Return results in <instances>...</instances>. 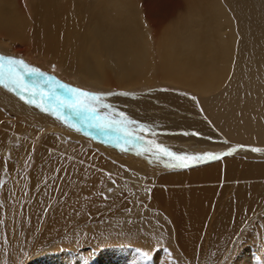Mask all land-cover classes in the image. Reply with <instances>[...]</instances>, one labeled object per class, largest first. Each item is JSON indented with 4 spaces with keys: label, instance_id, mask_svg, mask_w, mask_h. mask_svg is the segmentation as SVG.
<instances>
[{
    "label": "bare ground",
    "instance_id": "bare-ground-1",
    "mask_svg": "<svg viewBox=\"0 0 264 264\" xmlns=\"http://www.w3.org/2000/svg\"><path fill=\"white\" fill-rule=\"evenodd\" d=\"M23 52L42 71L54 65L68 85L117 93L103 98L111 107L101 123L137 124L89 128L0 86V154L16 141L24 143L18 156L38 150L20 264H154L160 257L144 253L169 238L193 264H264L256 226H264V0H0V53ZM125 133L142 138L125 144ZM149 141L220 158L166 166L173 161L153 155L154 145L145 151ZM125 194L136 204L118 211L117 232L92 238V250L80 247L79 225ZM10 202L0 199V264ZM74 230L75 243L62 237ZM238 233L245 243L234 253Z\"/></svg>",
    "mask_w": 264,
    "mask_h": 264
},
{
    "label": "rangeland",
    "instance_id": "rangeland-1",
    "mask_svg": "<svg viewBox=\"0 0 264 264\" xmlns=\"http://www.w3.org/2000/svg\"><path fill=\"white\" fill-rule=\"evenodd\" d=\"M20 57L25 60L26 62L28 61V57L26 53H20ZM42 64V63H41ZM53 66V67H52ZM48 66L47 70L43 69L44 72H47L48 74L54 76L56 79H59L61 82L64 83H70V79L66 76H59L58 77V72L56 68L54 69V65ZM44 67H46L44 65ZM50 69V70H49ZM54 74H53V73ZM24 143L21 141H16L13 143L12 148L7 149V153L5 156L2 157L0 154V173L5 172L4 174V179L3 182L0 183V189H5L4 193H7V199L11 200V207H9L8 215L7 217L5 215L2 216L1 223H2V236L3 240L5 242V253L3 254L4 256H7V261L5 264H20V260L25 259L27 254H23L22 249H20L19 244H20V239L23 238L24 231L25 229V224L22 225V221L28 220V216H24L23 213L27 206V204L30 201V172L32 171V167L35 165V159H36V152L38 153V150L35 149L33 152H29L25 156H18L17 151L23 148ZM37 145V143L35 144ZM16 150V153H13L12 151ZM16 154V155H15ZM35 154V155H34ZM27 157V158H26ZM3 159V160H2ZM24 160V161H22ZM13 167H12V166ZM14 168L15 169V174L16 176H19L21 179L20 183H17V181L11 180L10 176L7 173L6 168ZM7 173V174H6ZM4 187V188H3ZM110 188L109 194H112L113 190ZM21 191V192H20ZM23 195V197H22ZM125 194V197H123V200L120 202H117L114 206L108 207V208H103L99 212V216L96 217L97 221H90L88 223H85V225H79V239L78 243L80 247L85 248L86 251L94 249V245L96 244H91V239L96 237L97 235H105L107 234L106 231L109 230V232H117V230H114L115 228V223L117 222V215L118 211H124L127 209V211H131L134 209L136 201L133 200L134 198L130 196L128 198V195ZM1 197V196H0ZM3 202L8 201L4 194L0 198ZM157 199V198H156ZM20 202V203H19ZM124 204V205H123ZM1 209L3 210V204L1 203L0 205ZM123 209V210H122ZM106 210V211H105ZM139 221L140 214H136ZM136 218V217H135ZM95 219V218H94ZM143 221V219H140ZM258 220V214L257 215H250L247 218V221L244 226V228L249 231L250 229L254 228V224ZM144 224V221L142 222ZM260 223V222H259ZM104 225H106L104 227ZM256 226L261 228L264 231V226L259 225L256 223ZM110 228V229H108ZM81 229V230H80ZM84 229V230H83ZM127 230V229H124ZM69 232V231H68ZM78 232L76 230L67 233V235L62 236V237H67L70 239H73V237L76 235L77 236ZM109 234V233H108ZM244 234V232H243ZM240 233L237 234V237L235 239L236 241V248L234 249V253H237V247L243 248L245 242H243V237L244 235ZM240 236V237H239ZM60 237V238H62ZM238 239V240H237ZM240 239V240H239ZM90 241V243L88 242ZM60 242V241H59ZM73 243L74 239H73ZM173 240L169 238L168 241L165 242V244H162L158 247H155V250L152 252H147V254L150 256L149 259L153 260L152 257L156 255L157 257L159 256L160 258L158 259V262H154V264H193L194 259L191 258L192 254L189 253L187 248L181 246L177 241L174 243H177V246H174ZM173 247V248H172ZM84 250V249H83ZM161 250V251H160ZM150 251V249L148 250ZM156 252V253H155ZM160 253V255L158 254ZM234 256V255H233ZM232 256V258H233ZM24 257V258H23ZM157 261V260H156ZM218 263V262H217ZM216 263V264H217ZM196 264H205V261L202 263L199 261ZM210 264V263H207ZM214 264V263H213ZM221 264H228L227 258L225 261H223Z\"/></svg>",
    "mask_w": 264,
    "mask_h": 264
},
{
    "label": "snow or ice",
    "instance_id": "snow-or-ice-1",
    "mask_svg": "<svg viewBox=\"0 0 264 264\" xmlns=\"http://www.w3.org/2000/svg\"><path fill=\"white\" fill-rule=\"evenodd\" d=\"M0 86L9 91L17 92L20 99L30 105L34 104L36 107L41 108L42 111H51L53 115H57L61 119H64V114L68 113L70 115H68L67 119L76 118L82 125L89 128L101 130L116 128L118 132H125L127 125L137 124V122L126 117L124 120L101 123L100 111H106L111 107L103 103V98L117 95V93H94L75 88L61 82L40 68L30 65L22 58L3 53H0ZM119 94L128 95V93ZM37 101H40V103H37ZM119 115L124 117L123 113ZM140 126L146 127V125ZM141 138L132 136L130 133H125L123 136L125 144ZM120 139L121 137L118 136V143ZM148 144L150 147L145 149V151H151V146L154 145L158 151L153 152V155L161 160L171 159L173 163L166 165L171 167H189L191 166L189 161H194L195 163L206 162L204 160L205 157L209 160L220 158V154L212 152L178 154L171 151L167 146L156 144L154 141H149ZM132 146L135 147V144L133 143ZM144 255L147 256V253H144Z\"/></svg>",
    "mask_w": 264,
    "mask_h": 264
}]
</instances>
